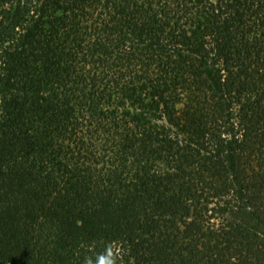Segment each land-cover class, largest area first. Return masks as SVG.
Instances as JSON below:
<instances>
[{
  "label": "trees",
  "instance_id": "obj_1",
  "mask_svg": "<svg viewBox=\"0 0 264 264\" xmlns=\"http://www.w3.org/2000/svg\"><path fill=\"white\" fill-rule=\"evenodd\" d=\"M264 264V0H0V264Z\"/></svg>",
  "mask_w": 264,
  "mask_h": 264
},
{
  "label": "clouds",
  "instance_id": "obj_2",
  "mask_svg": "<svg viewBox=\"0 0 264 264\" xmlns=\"http://www.w3.org/2000/svg\"><path fill=\"white\" fill-rule=\"evenodd\" d=\"M114 245H108L103 254L98 255L93 261L91 258H86L85 264H116L119 256V249L113 251Z\"/></svg>",
  "mask_w": 264,
  "mask_h": 264
}]
</instances>
